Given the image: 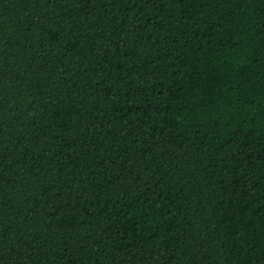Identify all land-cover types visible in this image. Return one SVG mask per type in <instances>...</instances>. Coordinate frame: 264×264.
Here are the masks:
<instances>
[{
    "label": "trees",
    "instance_id": "1",
    "mask_svg": "<svg viewBox=\"0 0 264 264\" xmlns=\"http://www.w3.org/2000/svg\"><path fill=\"white\" fill-rule=\"evenodd\" d=\"M0 264H264V0H0Z\"/></svg>",
    "mask_w": 264,
    "mask_h": 264
}]
</instances>
